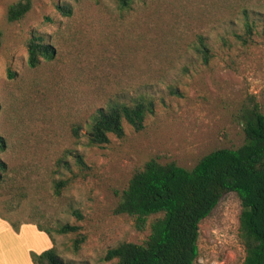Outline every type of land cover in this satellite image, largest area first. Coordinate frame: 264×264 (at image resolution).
Instances as JSON below:
<instances>
[{"label": "rangeland", "instance_id": "rangeland-1", "mask_svg": "<svg viewBox=\"0 0 264 264\" xmlns=\"http://www.w3.org/2000/svg\"><path fill=\"white\" fill-rule=\"evenodd\" d=\"M18 1L0 0L1 156L8 165L0 216L19 228L49 229L67 264H115L104 260L109 249L149 235L114 213L132 175L151 159L192 169L214 150L237 148L245 140L242 107L256 101L264 113V0H134L125 10L117 0H34L11 23L7 11ZM244 8L256 20L247 42L236 36H245ZM34 34L56 53L32 68L27 44ZM201 35L208 63L195 48ZM143 97L154 108L143 130L125 124L123 138L88 143L99 109ZM61 180L69 184L56 193ZM240 212V197L225 193L200 224L195 264H243ZM68 223L86 237L79 250L77 234L56 232Z\"/></svg>", "mask_w": 264, "mask_h": 264}, {"label": "trees", "instance_id": "trees-1", "mask_svg": "<svg viewBox=\"0 0 264 264\" xmlns=\"http://www.w3.org/2000/svg\"><path fill=\"white\" fill-rule=\"evenodd\" d=\"M34 0H19L9 6L7 20H22L33 8ZM134 0H117L122 10L132 7ZM64 14H71L69 5H58ZM255 11L244 8L245 36L248 41L255 29ZM2 33L0 32V45ZM28 64L37 67L42 59L51 60L55 48L44 41L43 36L33 35L27 44ZM196 51L205 62L211 59V50L204 36H199ZM154 112L153 101L137 99L132 104L112 103L97 111L89 124L87 138L91 146H103L110 136H125V124L135 131L144 129L147 116ZM239 120L243 124L245 140L237 148H221L205 155L192 168L187 169L176 162L161 163L151 159L136 171L123 190L114 210L116 215H128L134 219L135 228L149 235L141 243L122 242L106 252L104 260L115 264H195L199 254L200 224L218 205L227 192L236 193L241 199L239 237L245 258L243 264H264V113L256 101L242 107ZM80 126L74 128L80 136ZM6 139L0 135V182L8 171L1 154L6 150ZM78 164L86 168L81 155ZM69 184L61 180L56 193ZM48 234L53 247L37 254L32 253L34 264H67L60 256L54 237L49 229L36 224ZM16 231L19 225L13 224ZM79 225L64 224L56 229L58 234H77L73 245L79 250L86 237Z\"/></svg>", "mask_w": 264, "mask_h": 264}, {"label": "crops", "instance_id": "crops-1", "mask_svg": "<svg viewBox=\"0 0 264 264\" xmlns=\"http://www.w3.org/2000/svg\"><path fill=\"white\" fill-rule=\"evenodd\" d=\"M45 234L35 224H22L19 231H15L11 222L0 216V264H34L33 252L40 254L54 245Z\"/></svg>", "mask_w": 264, "mask_h": 264}]
</instances>
